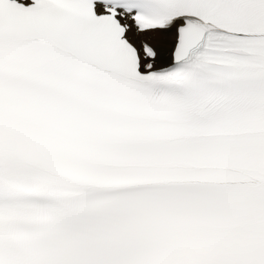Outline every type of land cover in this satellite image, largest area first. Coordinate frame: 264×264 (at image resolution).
Instances as JSON below:
<instances>
[{"label":"snow or ice","instance_id":"snow-or-ice-1","mask_svg":"<svg viewBox=\"0 0 264 264\" xmlns=\"http://www.w3.org/2000/svg\"><path fill=\"white\" fill-rule=\"evenodd\" d=\"M0 264H264V0H0Z\"/></svg>","mask_w":264,"mask_h":264}]
</instances>
